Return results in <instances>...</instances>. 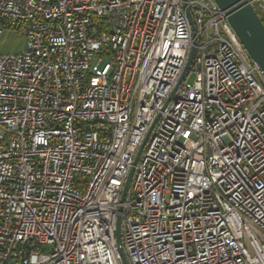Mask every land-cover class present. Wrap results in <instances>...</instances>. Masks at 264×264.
<instances>
[{"label":"built area","instance_id":"1","mask_svg":"<svg viewBox=\"0 0 264 264\" xmlns=\"http://www.w3.org/2000/svg\"><path fill=\"white\" fill-rule=\"evenodd\" d=\"M7 27L0 264H123L119 217L129 264H264V79L215 0H0Z\"/></svg>","mask_w":264,"mask_h":264},{"label":"water","instance_id":"2","mask_svg":"<svg viewBox=\"0 0 264 264\" xmlns=\"http://www.w3.org/2000/svg\"><path fill=\"white\" fill-rule=\"evenodd\" d=\"M185 1V0H182ZM221 10L225 13L229 24L237 35L238 39L242 43L243 47L249 54L252 61L257 65L263 79H264V21L259 16L253 5L249 0H215ZM187 14L189 16L190 22L192 24V29L195 33V26L193 17L184 3ZM196 41H193V47L189 54L186 66L178 82V85L182 82L186 72L188 71L195 54ZM177 85V86H178ZM173 95V93H172ZM172 95L169 97L167 103L170 101ZM152 129V128H151ZM150 132L146 136L139 152L134 160L133 166L130 170L124 189L122 192V201L125 200L127 192L132 181L135 166L140 158L146 140ZM116 238H117V248L118 253L121 257L123 264H129L122 246V236H121V219L117 220L116 226Z\"/></svg>","mask_w":264,"mask_h":264},{"label":"rangeland","instance_id":"3","mask_svg":"<svg viewBox=\"0 0 264 264\" xmlns=\"http://www.w3.org/2000/svg\"><path fill=\"white\" fill-rule=\"evenodd\" d=\"M25 30L20 28H6L4 35L0 39V55L17 54L24 49L25 45ZM194 75H191L188 79L189 82H193ZM186 146L189 143L182 141Z\"/></svg>","mask_w":264,"mask_h":264},{"label":"trees","instance_id":"4","mask_svg":"<svg viewBox=\"0 0 264 264\" xmlns=\"http://www.w3.org/2000/svg\"><path fill=\"white\" fill-rule=\"evenodd\" d=\"M264 20V19H263Z\"/></svg>","mask_w":264,"mask_h":264}]
</instances>
